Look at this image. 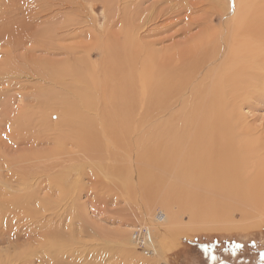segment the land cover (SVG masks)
I'll use <instances>...</instances> for the list:
<instances>
[{
    "label": "rangeland",
    "instance_id": "obj_1",
    "mask_svg": "<svg viewBox=\"0 0 264 264\" xmlns=\"http://www.w3.org/2000/svg\"><path fill=\"white\" fill-rule=\"evenodd\" d=\"M215 5V0H0V173L29 175L37 170V164H47L44 161L49 151L53 153L50 175L63 179L59 177L58 183L54 177L53 188L44 183L39 200L50 195L54 208L51 229L59 234L64 246L60 248L65 249L60 261L211 264L201 253L206 257L216 251L219 260L214 264H264V255H258L264 250V202L238 203L226 195L194 189L187 204H177L173 209L178 218H173L176 222L171 220L172 226L155 221L161 213L170 219L167 207L154 205L144 212L150 221L161 225L162 229L155 232L140 217L144 190L150 187L159 199L170 183L184 181L181 187H187L188 181L174 178L161 167L148 166L133 146L104 141L97 150L86 151L58 141L36 144L28 140L40 116L45 112L51 115L49 109L53 111L49 119L53 129L67 132L55 115L65 109L73 112L74 108L84 113L81 94L92 101L94 108L105 105L106 88L119 85L121 71H129L126 63L133 50L153 63L190 50L213 26L217 28ZM257 100L243 113L248 124L263 131L264 137V93ZM54 131L57 134L58 130ZM16 135L25 138L14 141ZM57 148L64 154L60 155ZM30 166L34 167L30 170ZM42 168L39 166L38 171ZM145 172L147 182L143 179ZM163 176L169 183L154 190L153 181ZM40 177L45 179L42 174ZM229 201L231 208H227ZM240 211L250 213L245 218L247 223H240ZM228 220L236 230H230ZM138 226L149 229V244L156 257L144 256L133 245L132 230ZM28 242L22 239L17 244ZM13 244L0 245V250L11 249Z\"/></svg>",
    "mask_w": 264,
    "mask_h": 264
},
{
    "label": "bare ground",
    "instance_id": "obj_2",
    "mask_svg": "<svg viewBox=\"0 0 264 264\" xmlns=\"http://www.w3.org/2000/svg\"><path fill=\"white\" fill-rule=\"evenodd\" d=\"M215 3L217 28L213 26L190 50L184 49L181 55L156 63L133 50L126 63L130 66L128 73L123 69L119 85L106 88L105 105L94 108L92 101L81 94L84 113L74 108L73 112L65 109L61 115H55L67 132L53 129L49 122L53 111L49 109L51 115L42 114L40 123L33 125L28 135L32 143L58 141L63 146L71 144L86 151L97 150L104 141L133 146L147 165L161 167L174 178L188 181L187 187H181L184 181L178 185L170 183L159 199L156 192L149 191L150 187L144 190L140 217L155 232L162 229L161 225L150 221L144 212L154 205L167 207L170 219L161 213V218L165 217L158 221L172 226L177 215L173 209L177 204H187L194 189L226 195L238 203L264 202L263 131L251 127L243 113L252 109L253 102L264 93V0H215ZM91 111L96 114L94 117ZM54 130H58L57 134ZM16 137H12L14 141L22 139ZM51 156L53 153L49 151L44 161L47 164H37V170L28 172L29 175L0 173V245L29 241L27 245L13 244L11 249L0 250V264H67L59 260L65 249L60 248L64 246L59 234L56 236L51 229L54 208L48 199L50 195L39 200L44 183L47 188L54 186L52 180L56 176L50 175L54 168ZM38 165L44 168L39 170L43 173H39ZM40 174L45 179L40 180ZM144 175L147 182L148 173ZM59 177L55 181L61 183L63 178L59 181ZM160 178L153 181L154 190L169 183L165 176ZM10 194L9 199H3ZM230 203L227 208H231ZM240 213V223L245 222L250 213ZM228 225L230 230L237 229L231 220ZM238 228L245 227L238 225ZM151 251V256L156 257V252Z\"/></svg>",
    "mask_w": 264,
    "mask_h": 264
},
{
    "label": "built area",
    "instance_id": "obj_3",
    "mask_svg": "<svg viewBox=\"0 0 264 264\" xmlns=\"http://www.w3.org/2000/svg\"><path fill=\"white\" fill-rule=\"evenodd\" d=\"M156 221L160 220L161 219V216L160 215H156L155 217ZM148 228L145 229L144 226L142 227H135L133 230H132V234H131V239H132V242H133V245L141 250V253L146 256V257H149L151 256V245L149 244L151 242V234L150 236L148 235Z\"/></svg>",
    "mask_w": 264,
    "mask_h": 264
},
{
    "label": "flooded vegetation",
    "instance_id": "obj_4",
    "mask_svg": "<svg viewBox=\"0 0 264 264\" xmlns=\"http://www.w3.org/2000/svg\"><path fill=\"white\" fill-rule=\"evenodd\" d=\"M204 249V248H203ZM205 250V249H204ZM234 253L236 252V250H234L233 251ZM203 256H204V258H206V261L205 262H210V261H212V263L211 264H214V260H219L218 259V257H216L217 256V252L216 251H212V252H208L207 254H206V257H205V255L203 254V252L201 253ZM258 255H264V250H261L260 251V253H258ZM200 260H201V258H200ZM263 262H264V259L262 260Z\"/></svg>",
    "mask_w": 264,
    "mask_h": 264
}]
</instances>
